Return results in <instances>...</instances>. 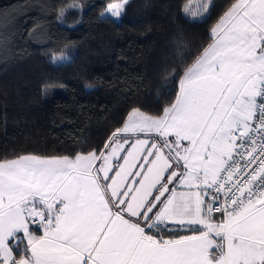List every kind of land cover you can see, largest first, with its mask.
I'll return each mask as SVG.
<instances>
[{
	"label": "snow or ice",
	"instance_id": "obj_1",
	"mask_svg": "<svg viewBox=\"0 0 264 264\" xmlns=\"http://www.w3.org/2000/svg\"><path fill=\"white\" fill-rule=\"evenodd\" d=\"M209 41L165 78L174 99L130 109L102 148L0 160V264H264V0H230Z\"/></svg>",
	"mask_w": 264,
	"mask_h": 264
},
{
	"label": "trees",
	"instance_id": "obj_2",
	"mask_svg": "<svg viewBox=\"0 0 264 264\" xmlns=\"http://www.w3.org/2000/svg\"><path fill=\"white\" fill-rule=\"evenodd\" d=\"M110 2L0 0V160L86 153L102 148L133 107L160 113L177 90L165 78L210 42L230 0H207L200 21L181 11L187 0H129L118 21L102 18ZM68 3L82 10L58 21ZM191 8L200 10L198 0ZM61 50L69 60L50 63Z\"/></svg>",
	"mask_w": 264,
	"mask_h": 264
},
{
	"label": "rangeland",
	"instance_id": "obj_3",
	"mask_svg": "<svg viewBox=\"0 0 264 264\" xmlns=\"http://www.w3.org/2000/svg\"><path fill=\"white\" fill-rule=\"evenodd\" d=\"M104 12L106 13V9H105ZM102 18H110V19H112V20H114V21H118L120 17H119V18L111 17L110 14H106L105 16H102Z\"/></svg>",
	"mask_w": 264,
	"mask_h": 264
},
{
	"label": "water",
	"instance_id": "obj_4",
	"mask_svg": "<svg viewBox=\"0 0 264 264\" xmlns=\"http://www.w3.org/2000/svg\"><path fill=\"white\" fill-rule=\"evenodd\" d=\"M141 138H144V137H141Z\"/></svg>",
	"mask_w": 264,
	"mask_h": 264
},
{
	"label": "crops",
	"instance_id": "obj_5",
	"mask_svg": "<svg viewBox=\"0 0 264 264\" xmlns=\"http://www.w3.org/2000/svg\"><path fill=\"white\" fill-rule=\"evenodd\" d=\"M178 190H179V188H178Z\"/></svg>",
	"mask_w": 264,
	"mask_h": 264
}]
</instances>
